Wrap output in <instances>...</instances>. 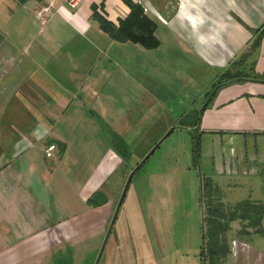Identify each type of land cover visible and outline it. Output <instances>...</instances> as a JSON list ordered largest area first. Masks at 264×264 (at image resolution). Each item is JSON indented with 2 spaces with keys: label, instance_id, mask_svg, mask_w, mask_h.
<instances>
[{
  "label": "crops",
  "instance_id": "0c3cea01",
  "mask_svg": "<svg viewBox=\"0 0 264 264\" xmlns=\"http://www.w3.org/2000/svg\"><path fill=\"white\" fill-rule=\"evenodd\" d=\"M132 1L156 23L158 46L152 50L158 55H143L146 78L156 63L166 61L189 82L195 83L186 75L192 65L208 71L211 80L264 23V0ZM43 3L0 0V33H11L20 42L35 38L23 47L12 43L19 50L13 82L7 86V80L0 93V264H48L52 253H61L64 243L85 232L86 214H91L93 228L100 227L112 208L123 166L108 145L107 131L130 144L133 128L143 126L148 110L133 120L128 116L134 84L121 66L132 61L135 43L111 39L91 17L95 11L116 26L127 6L121 0H78L70 8L66 0H54L40 24L32 12ZM247 58L254 72L264 75V27ZM114 68L119 82L109 80ZM111 92L124 96L123 108L109 106L114 104ZM128 100L133 102L126 105ZM197 129V158L208 160L211 171L206 177L212 186L223 180L250 182L264 169V83L240 80L219 87ZM50 144L56 155L54 149L45 156ZM78 163L80 169L73 174ZM96 190L106 201L90 207L86 199ZM232 239L220 264H264L258 247Z\"/></svg>",
  "mask_w": 264,
  "mask_h": 264
},
{
  "label": "rangeland",
  "instance_id": "374dc122",
  "mask_svg": "<svg viewBox=\"0 0 264 264\" xmlns=\"http://www.w3.org/2000/svg\"><path fill=\"white\" fill-rule=\"evenodd\" d=\"M33 39L25 38L20 42L19 39L11 37V33H0V52L6 59L3 64L6 73L0 78V93L7 80V86L13 82L14 64L19 57V50L14 48L12 43L20 42L19 45L23 47L29 45ZM131 50L132 61L129 60V64L121 66L123 73L128 75V79L131 77L129 81L134 84L132 91L135 92V101L128 100L126 104L133 102L128 116L133 120L135 115L143 113L145 107L148 110L143 126L133 128L136 133L129 137L130 146L143 149L149 142L154 141L157 146L133 173L97 264H200L203 232L201 222L206 212V203L210 201L217 205L219 199L223 205H231L254 196L257 197L256 202L264 204V169L259 168L257 176L252 177L250 182L233 185L236 180H223L216 181L217 188L202 186L200 178L210 175L211 169L207 159L201 156L193 157L191 137L194 131L191 126L173 128L167 135L164 134L175 126L179 117L188 115L187 119L192 120L190 118H193V112L201 104L203 91L211 82L210 73L198 65H192L186 69V75H191L195 83L189 82V77H186L183 71H172L169 69L171 64L164 61L163 64L156 63V68L150 71L154 73L149 74L150 78H146L141 68L145 61L143 55L152 58L156 51L143 49L137 44H134ZM55 57L58 58L59 55ZM110 67L109 64L106 66L104 76ZM115 70L114 68L109 79L111 82L120 81L116 76L118 70ZM118 88L116 86L111 91ZM142 91L150 93L149 96L139 94ZM111 94L115 95L114 104L109 106L123 108L125 104L121 103V100L124 101V96L115 92ZM154 121L158 124L148 137L138 135ZM80 134L83 135V131ZM54 149L56 155V148ZM132 160L139 161L137 157ZM87 162L88 160L84 159L85 165ZM76 168L80 169L79 163L72 169L73 174L77 173ZM129 171L128 165L122 166L120 186H117L112 194V208L100 227L93 228L95 225H92L91 214H86L85 232L76 238H70L62 245L60 260L54 258L55 253H52L48 264L93 263ZM261 227L260 236L244 231L237 232L239 224L232 221L225 234L228 245L234 240H230L231 237H237L253 247H258L264 253V216ZM62 254L65 257H62Z\"/></svg>",
  "mask_w": 264,
  "mask_h": 264
},
{
  "label": "trees",
  "instance_id": "16d2710c",
  "mask_svg": "<svg viewBox=\"0 0 264 264\" xmlns=\"http://www.w3.org/2000/svg\"><path fill=\"white\" fill-rule=\"evenodd\" d=\"M17 4H22L27 0H13ZM40 1V0H38ZM128 8L127 14L119 19L117 25L114 26L109 21L92 11L91 17L95 20L99 27L113 40L138 44L144 49H154L158 46V40L154 36L156 27L155 20L144 13L142 6L132 0H121ZM264 23L258 28L251 31L252 37L242 51L236 55L226 66L215 73L208 87L203 91L202 101L199 108L193 112L192 120L187 119L188 115L179 117L173 128H184L191 126L194 131L192 135L191 151L193 157L197 158L199 147V132L198 124L201 113L216 92V90L233 81H255L264 83V75H259L254 72L252 61L248 60L251 51H254L259 44V39L262 34ZM191 76V75H190ZM193 79V78H192ZM194 80V79H193ZM157 121L149 123L147 129L139 132V136L145 138L156 128ZM108 145L111 150L121 159L123 165H128L131 170L139 161H133L132 158L140 160L144 154L155 144V141L148 143L143 149L130 146L124 142L113 131L108 130ZM51 141V140H50ZM139 142V141H138ZM58 144V143H57ZM62 149L63 144H58ZM202 186L212 189L211 180L209 177H201ZM208 185V186H207ZM216 188V187H215ZM106 201L105 195L96 190L86 199V205L96 207ZM217 205L210 201L206 203V212L203 215L201 222V250L200 264H220L224 261L229 253V245L226 232L230 229V223L237 221L239 229L237 232L244 231L245 233L261 234V220L264 216V204L253 200H240L231 205H223L219 199ZM206 232V233H205ZM206 235V240H205ZM65 257L62 254V257ZM67 257V256H66ZM54 258L61 259V253H56ZM68 262L69 259L67 258Z\"/></svg>",
  "mask_w": 264,
  "mask_h": 264
},
{
  "label": "water",
  "instance_id": "95a60500",
  "mask_svg": "<svg viewBox=\"0 0 264 264\" xmlns=\"http://www.w3.org/2000/svg\"><path fill=\"white\" fill-rule=\"evenodd\" d=\"M171 130H172V128H170V129L164 134V136L167 135ZM156 146H157V144H154V146H153L152 148H150V149L144 154V156L139 160V162H138V163H137V164H136V165H135V166H134V167L128 172V174H127V176H126V179H125V181H124V184H123V186H122L121 192H120V194H119V198H118V200H117V202H116V205H115V207H114V210H113V212H112V214H111V217H110L109 223H108V225H107L106 231H105V233H104V236H103L102 242H101V244H100V247H99V249H98V251H97V253H96V255H95V258H94V261H93L92 264H97V262H98V259H99V257H100V254H101L102 250H103V247H104L105 241H106V239H107V237H108V235H109V233H110L111 227H112V225H113V223H114V220H115V217H116V214H117L118 208H119V206H120V204H121V202H122V199H123V196H124L125 190H126L128 184H129V181H130V179H131L133 173H134V172L140 167V165H141V164L147 159V157L152 153L153 149H154Z\"/></svg>",
  "mask_w": 264,
  "mask_h": 264
},
{
  "label": "built area",
  "instance_id": "2783aa9c",
  "mask_svg": "<svg viewBox=\"0 0 264 264\" xmlns=\"http://www.w3.org/2000/svg\"><path fill=\"white\" fill-rule=\"evenodd\" d=\"M78 0H66L67 5L70 8H73L76 6ZM54 6V0H44V3L37 7L35 10H33L32 15L38 21V23H43L44 19L51 13ZM54 149V146L52 144L48 145L45 149V155L49 156L50 151Z\"/></svg>",
  "mask_w": 264,
  "mask_h": 264
},
{
  "label": "flooded vegetation",
  "instance_id": "af4514ba",
  "mask_svg": "<svg viewBox=\"0 0 264 264\" xmlns=\"http://www.w3.org/2000/svg\"><path fill=\"white\" fill-rule=\"evenodd\" d=\"M4 63H6L5 56H3V54L0 52V78L3 77L6 73V69L3 65ZM4 113L6 114V111ZM2 114H3V111H2Z\"/></svg>",
  "mask_w": 264,
  "mask_h": 264
}]
</instances>
